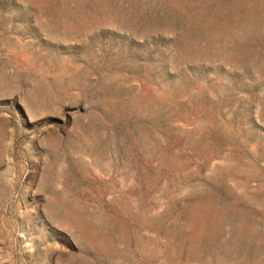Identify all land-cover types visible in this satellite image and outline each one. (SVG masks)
Returning a JSON list of instances; mask_svg holds the SVG:
<instances>
[{
    "label": "rangeland",
    "instance_id": "obj_1",
    "mask_svg": "<svg viewBox=\"0 0 264 264\" xmlns=\"http://www.w3.org/2000/svg\"><path fill=\"white\" fill-rule=\"evenodd\" d=\"M77 263L264 264V0H0V264Z\"/></svg>",
    "mask_w": 264,
    "mask_h": 264
},
{
    "label": "bare ground",
    "instance_id": "obj_2",
    "mask_svg": "<svg viewBox=\"0 0 264 264\" xmlns=\"http://www.w3.org/2000/svg\"><path fill=\"white\" fill-rule=\"evenodd\" d=\"M51 182H52V181H51ZM68 222H70V221H68ZM114 236H115V235H114ZM100 237H101V236H99V238H100ZM91 238H92V237H91ZM92 239H93V238H92ZM92 239H90V240H92ZM95 239H96V237H95ZM100 239H101V238H100ZM85 242H86V241H85ZM92 242H93V241H92ZM94 244H95V243H94ZM94 244H93V245H94ZM90 245H91V244H90ZM86 249H87V247H86ZM86 249H85V250H86ZM92 249H93V248H92ZM93 250H94V249H93ZM91 252H92V251H91ZM98 252H99V251H98ZM93 254H94V253H93ZM93 254H92V255H93ZM85 255H86V254H85ZM91 257H92V256H91ZM83 258H84V257H83ZM83 258H82V259H83ZM77 264H78V263H77Z\"/></svg>",
    "mask_w": 264,
    "mask_h": 264
}]
</instances>
